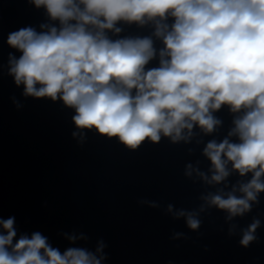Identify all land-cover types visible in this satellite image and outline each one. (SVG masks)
Wrapping results in <instances>:
<instances>
[{
    "label": "clouds",
    "instance_id": "9594fccd",
    "mask_svg": "<svg viewBox=\"0 0 264 264\" xmlns=\"http://www.w3.org/2000/svg\"><path fill=\"white\" fill-rule=\"evenodd\" d=\"M31 3L56 23L8 35V45L22 53L9 55L8 74L24 86L26 97L60 100L73 109L74 137L83 139L85 130L95 129L130 149L162 136L188 142L197 127L211 134L221 125L214 113L227 106L237 114L233 127L221 142L206 144L210 175L197 174L212 185L232 172L251 179L202 199L226 212L228 220L251 210L264 192V0ZM121 23L151 24L153 32L112 39L109 33L119 35ZM153 38L163 47L157 49ZM155 59L159 66L147 68ZM188 169L191 175L192 165ZM175 215L185 217L192 230L200 227L195 212ZM260 223L254 219L243 230L242 246L256 239ZM14 224V217L0 219V264H102L106 259L103 241L95 251L69 247L61 253L39 232L15 239Z\"/></svg>",
    "mask_w": 264,
    "mask_h": 264
}]
</instances>
